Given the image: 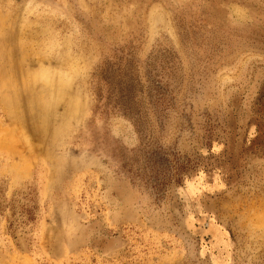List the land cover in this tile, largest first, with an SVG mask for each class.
<instances>
[{
    "label": "rangeland",
    "instance_id": "1",
    "mask_svg": "<svg viewBox=\"0 0 264 264\" xmlns=\"http://www.w3.org/2000/svg\"><path fill=\"white\" fill-rule=\"evenodd\" d=\"M0 264H264V0H0Z\"/></svg>",
    "mask_w": 264,
    "mask_h": 264
}]
</instances>
